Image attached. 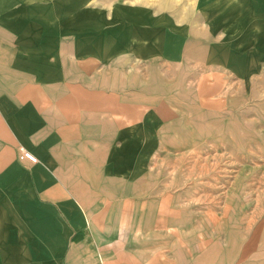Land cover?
I'll use <instances>...</instances> for the list:
<instances>
[{"label":"crops","instance_id":"obj_1","mask_svg":"<svg viewBox=\"0 0 264 264\" xmlns=\"http://www.w3.org/2000/svg\"><path fill=\"white\" fill-rule=\"evenodd\" d=\"M104 4L87 31L50 2L0 0V264H201L177 202L136 180L160 140L133 78L150 51L115 37ZM24 235L44 240L2 241Z\"/></svg>","mask_w":264,"mask_h":264},{"label":"rangeland","instance_id":"obj_2","mask_svg":"<svg viewBox=\"0 0 264 264\" xmlns=\"http://www.w3.org/2000/svg\"><path fill=\"white\" fill-rule=\"evenodd\" d=\"M35 1L57 8L56 25L87 31L111 3L115 37L145 38L150 58L133 78L137 96L158 101L160 140L151 157L137 152L136 180L177 202L201 264H264V0Z\"/></svg>","mask_w":264,"mask_h":264},{"label":"built area","instance_id":"obj_3","mask_svg":"<svg viewBox=\"0 0 264 264\" xmlns=\"http://www.w3.org/2000/svg\"><path fill=\"white\" fill-rule=\"evenodd\" d=\"M21 159H27L33 163L37 162V157L30 151L26 149H21V154H20Z\"/></svg>","mask_w":264,"mask_h":264}]
</instances>
